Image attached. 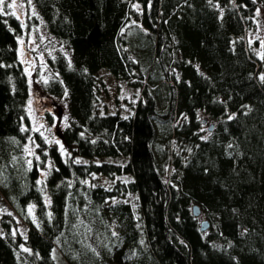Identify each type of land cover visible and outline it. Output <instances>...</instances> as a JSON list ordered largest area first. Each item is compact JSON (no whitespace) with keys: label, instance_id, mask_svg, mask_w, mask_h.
I'll list each match as a JSON object with an SVG mask.
<instances>
[{"label":"trees","instance_id":"16d2710c","mask_svg":"<svg viewBox=\"0 0 264 264\" xmlns=\"http://www.w3.org/2000/svg\"><path fill=\"white\" fill-rule=\"evenodd\" d=\"M34 2L65 47L42 87L69 99L68 152L31 134L23 26L0 14V264H264V0ZM102 70L140 88L132 114L101 112Z\"/></svg>","mask_w":264,"mask_h":264},{"label":"rangeland","instance_id":"374dc122","mask_svg":"<svg viewBox=\"0 0 264 264\" xmlns=\"http://www.w3.org/2000/svg\"><path fill=\"white\" fill-rule=\"evenodd\" d=\"M7 3H12V0H6ZM16 4V9L6 8L5 12L12 13L15 11V16L20 19L23 26V33L19 37V53L28 74L31 88V96L28 102L31 134L34 136L35 132L43 133L47 142L56 145L58 148H60V145L56 144L55 141L59 140L64 146L65 153H67L68 148L63 139V130L70 122L69 99L67 95L62 97L53 96L45 92L42 87L45 81H49L56 76L48 64V58L55 56L65 47L60 40L47 31L45 22L39 14L34 0H31V4L28 0H16ZM33 9L35 15H33ZM259 18L262 28L258 32L263 35L261 31L264 30V13L261 10ZM21 39L24 41L23 44L20 43ZM99 78L105 82L107 88L104 95L105 106L101 107V112L119 111L124 116L132 114L136 103L141 98L140 88L133 87L126 81L116 79L106 70L99 72ZM207 121L208 123L201 127L204 134H207L208 126L215 123V121L208 118ZM26 146L32 149L33 155H29L28 152L26 154L29 159H33L38 154L37 140L31 137ZM91 181L93 184L108 185L106 178L103 176H95ZM128 199L135 201L134 196ZM8 211H11V208L0 192V215ZM16 219L19 231L26 234L27 226L19 217H16ZM199 219L201 221L205 218L202 215Z\"/></svg>","mask_w":264,"mask_h":264},{"label":"snow or ice","instance_id":"6c2138e0","mask_svg":"<svg viewBox=\"0 0 264 264\" xmlns=\"http://www.w3.org/2000/svg\"><path fill=\"white\" fill-rule=\"evenodd\" d=\"M28 2H29V4H31V0H28ZM6 8H8V9H16L17 8L16 0H12V3H7V4H6V0H0V14H4ZM15 14H16L15 11H13L11 13V15H15ZM35 14H36L35 10L33 9V15H35ZM257 15H260L259 10H257ZM20 43L23 44L24 41L21 39ZM249 43H251V41ZM261 47L264 48V40L261 41ZM261 59H264V53H261ZM261 79L264 80V76H262ZM45 82H47V81H45ZM231 118L232 117H229V119H231ZM41 127H43V125H41ZM36 130L38 131V129H36ZM22 131H28V129L27 128H23ZM41 136H43V133H41ZM204 139H207V137H204ZM29 140H31V137H29ZM94 142L95 141H93V143ZM55 143L60 145L61 152L65 153L63 144H61L59 140H56ZM229 147H231V145H229ZM25 151L28 152L29 155H33L34 154L32 149L28 148L27 146L25 147ZM36 159L39 160V157L37 156ZM75 162L79 163V161H75ZM27 163H28L29 166L32 165V161L31 160H28ZM44 175H46V173ZM37 183H40V181H37ZM93 187H94V185H93ZM49 203H50V201H49ZM29 211H31V208L29 209ZM113 235L116 236L117 233L113 232ZM24 251L28 252L29 249L25 248ZM53 259H55V250H53Z\"/></svg>","mask_w":264,"mask_h":264},{"label":"water","instance_id":"95a60500","mask_svg":"<svg viewBox=\"0 0 264 264\" xmlns=\"http://www.w3.org/2000/svg\"><path fill=\"white\" fill-rule=\"evenodd\" d=\"M213 126L210 127V129H212ZM193 213L195 216H199L201 214V210L200 207L198 205L193 206ZM209 228V222L207 220H203L201 222V230L205 231Z\"/></svg>","mask_w":264,"mask_h":264}]
</instances>
